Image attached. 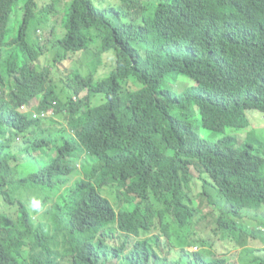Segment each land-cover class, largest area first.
Returning a JSON list of instances; mask_svg holds the SVG:
<instances>
[{
	"label": "trees",
	"instance_id": "16d2710c",
	"mask_svg": "<svg viewBox=\"0 0 264 264\" xmlns=\"http://www.w3.org/2000/svg\"><path fill=\"white\" fill-rule=\"evenodd\" d=\"M251 112L264 118V0H0V264H264V138L228 134L256 132ZM24 166L38 211L14 195Z\"/></svg>",
	"mask_w": 264,
	"mask_h": 264
},
{
	"label": "rangeland",
	"instance_id": "374dc122",
	"mask_svg": "<svg viewBox=\"0 0 264 264\" xmlns=\"http://www.w3.org/2000/svg\"><path fill=\"white\" fill-rule=\"evenodd\" d=\"M25 10H24V3H20L16 12L13 14L14 15V18L11 20V23L13 24V26L15 27V31L16 33H20V24H21V21H23L24 19V16H25ZM62 13H59L57 15H54L53 16V20H51L50 22L52 23H56L57 22V25L59 26V29H62ZM10 33L11 35L14 33ZM11 51V50H9ZM96 55V50H93L91 53H89L88 55H85L83 57V61L85 62V64H89L90 61L92 60L93 57H95ZM53 54L52 53H49L48 54V57L47 58H44V57H40V60H41V64L45 65L46 66V69H49V64L52 63L53 61ZM75 60H78V56H75L74 57ZM48 62V64H47ZM81 66H82V61H77ZM115 69V58L114 56L109 53V54H105L104 57H103V60H102V66L100 68V75L98 76L99 77V80H105L107 78H109V76L111 75V73L114 71ZM50 75H51V71H50ZM52 76V75H51ZM192 86V82L189 81V80H180L179 83L176 84L175 86V91L176 92H179V93H183L184 91L188 90L190 87ZM125 92L123 94V98L125 97L126 95V88L124 89ZM88 91L89 90H85L82 92V97H87L88 95ZM94 107H100L102 105L105 104V101H104V97L101 96V95H97L95 96V99H94ZM40 104V99L39 100H35L31 103V105L28 107V108H22L21 110L26 112V111H32L34 110L35 108L38 107V105ZM250 117H260L261 120L260 122H258L256 120V124H255V127L256 128V132H250V127L248 128H243V129H237L235 131H229L228 134H233L235 135L237 138H238V141L240 143L242 142H245V141H248V142H255V140H258L260 138H264V127H262L264 125V118L262 115H260V113H257V112H251L249 114ZM203 136L204 137H207L209 139H213V140H217V139H220L222 138V136L220 135H217L216 133L214 132H211V131H203L202 132ZM256 143V142H255ZM239 146V145H238ZM242 146V145H241ZM69 150L68 146H64L58 153V158H63L64 156L67 155V151ZM39 158L41 160H44V151L42 150L41 153L39 154ZM85 162H83L82 158H77V160H79V164L77 166V168H81V163H87V164H90V170H95L98 166H99V159L97 157H93L91 155H85ZM45 161H49L47 158ZM36 169H33V172L35 171ZM198 175V174H197ZM29 176V173H27V166H24V167H21L20 168V171H19V174L17 176V180L18 182L16 184H14L12 186L13 190H14V195L15 196H18L19 197V192L22 189L26 190L27 192V195L25 196L24 200L29 204L30 208L33 210V211H38V207L40 206V203L41 201H39L38 197H37V194L36 192L33 190V188H30V189H26L25 188V183L23 182V180ZM49 189H47L43 196L45 194H47ZM20 200V197L18 199V201ZM16 202L14 203L13 205H11V212L13 213L12 216L14 219H18L20 213H19V202ZM38 205V206H37ZM3 203L0 202V211L3 210ZM44 209V207H43ZM213 209V208H212ZM208 212V210H207ZM6 213V212H4ZM257 246H260L258 245L257 243ZM194 251H197L194 250ZM232 261L235 263V264H250L249 262V259L244 255L242 254L240 251H237L236 254H234V257L232 259Z\"/></svg>",
	"mask_w": 264,
	"mask_h": 264
},
{
	"label": "clouds",
	"instance_id": "9594fccd",
	"mask_svg": "<svg viewBox=\"0 0 264 264\" xmlns=\"http://www.w3.org/2000/svg\"><path fill=\"white\" fill-rule=\"evenodd\" d=\"M39 106V105H38ZM56 108V104L54 103V104H52V107H51V110H48V111H51L52 113L49 115V116H47V117H50V116H53L54 117V115H55V111H54V109ZM46 112V111H45ZM45 112H43V113H41V114H39V113H37V115L38 116H40V117H43V118H45L44 116H43V114L45 113ZM30 141V138H28V136L26 135H23V134H18V135H16L15 136V142H14V146H15V148H14V153H21V150H22V148L26 145V143L27 142H29ZM25 154H20L19 156H18V158H20V157H22V156H24ZM38 206V205H37Z\"/></svg>",
	"mask_w": 264,
	"mask_h": 264
},
{
	"label": "built area",
	"instance_id": "2783aa9c",
	"mask_svg": "<svg viewBox=\"0 0 264 264\" xmlns=\"http://www.w3.org/2000/svg\"><path fill=\"white\" fill-rule=\"evenodd\" d=\"M51 113H52L51 111H46V112L43 114V116H44V117H47V116H49Z\"/></svg>",
	"mask_w": 264,
	"mask_h": 264
}]
</instances>
